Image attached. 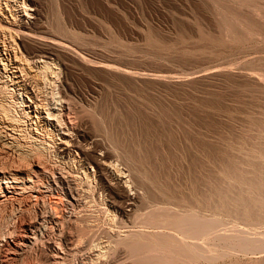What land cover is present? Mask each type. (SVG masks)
Returning <instances> with one entry per match:
<instances>
[{
  "label": "rangeland",
  "instance_id": "374dc122",
  "mask_svg": "<svg viewBox=\"0 0 264 264\" xmlns=\"http://www.w3.org/2000/svg\"><path fill=\"white\" fill-rule=\"evenodd\" d=\"M39 1L45 26L56 38L67 44L73 42L75 46L70 45L77 51L81 40L86 50L95 52L94 61L105 60L113 66L115 63L133 73L135 80L99 71H79L88 78L78 74L74 82L77 87L85 89L84 80L89 78L103 86L99 90L102 94L88 97L90 107L78 98L75 100L81 103H76L88 105L86 117L93 119L90 132L100 131L102 136L96 135L107 140L103 142L109 146L115 142L111 147L121 151L115 155L124 160L119 163L135 169V173L138 170L144 182H150L151 187H147L154 194L150 201L159 199L158 190H168L182 200L178 202L186 207L184 210L196 211L210 226L214 221L219 229L211 226L212 234L207 239L214 257L221 256L222 250L231 251L228 248L235 245L231 255L222 254L215 263L197 262L243 264L251 258L257 261L264 257V248L261 252L255 249L261 248L259 243L264 247V242L254 243L264 241V0ZM57 12L62 15L56 16ZM49 14H55V23ZM64 26L66 31L62 30ZM67 32L71 35L67 36ZM62 36H67V42ZM147 75L156 79L148 81ZM91 112L103 120L95 122ZM242 229L254 233H249L256 238L248 235L254 241L248 245L254 243L251 248L256 245L255 251L239 252V241L220 242L221 237L216 238L223 232L226 236L230 230L232 236L235 230L241 234ZM68 255L65 261L74 264L75 254Z\"/></svg>",
  "mask_w": 264,
  "mask_h": 264
},
{
  "label": "bare ground",
  "instance_id": "6f19581e",
  "mask_svg": "<svg viewBox=\"0 0 264 264\" xmlns=\"http://www.w3.org/2000/svg\"><path fill=\"white\" fill-rule=\"evenodd\" d=\"M41 5L39 0H0V264H68L66 257L72 253L74 264H192L231 255L234 244L226 247L231 251L222 250L225 254L219 253L218 257L207 246L214 221L210 226L196 211L184 210L182 200L167 189L166 193L158 190L159 199L155 195L154 203L150 201V182H144L138 170L135 173L134 168L125 164L123 167V158L119 163L115 155L119 150L112 149L115 142L109 146L105 144L107 140L104 143L98 138L100 131L90 132L93 119L86 117L88 105L82 107L76 101L82 100L90 107L88 97L101 93L103 85L89 78L84 80L85 89L77 87L74 82L79 71H99L135 80L133 73L115 63L113 66L105 60L94 61L95 52L86 50L81 40L82 48L77 51L73 42L70 45L56 38L45 26ZM66 27L69 31L67 23ZM67 29L64 26L62 30ZM153 78L156 76L147 75L148 81ZM99 119L95 116L94 121ZM243 230L241 234L235 230L233 236L234 229L226 236L218 232L216 238L224 240L220 242L239 241V252H261L264 247L259 242L264 241L259 234L255 233L261 241L254 242L250 238L254 233ZM243 233H248L247 237ZM250 240L261 248H251L254 243L249 246ZM262 262L264 257L257 261L251 258L243 264Z\"/></svg>",
  "mask_w": 264,
  "mask_h": 264
}]
</instances>
